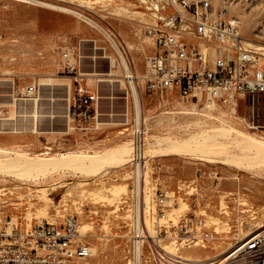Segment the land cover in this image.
Instances as JSON below:
<instances>
[{
  "label": "rangeland",
  "instance_id": "374dc122",
  "mask_svg": "<svg viewBox=\"0 0 264 264\" xmlns=\"http://www.w3.org/2000/svg\"><path fill=\"white\" fill-rule=\"evenodd\" d=\"M38 1L69 8L91 20L36 3L0 0V167L7 156L49 159L60 158L61 154L102 155L125 148L128 155L124 161L93 169H57L37 176L27 174L22 167L6 170L12 174L0 169V230L10 232L13 226L29 229L74 216L79 234L82 230L85 234L80 239L91 251L89 258L77 259L75 264H129L125 259L128 231L135 210H141L142 199L146 205L143 223L150 238L178 258L194 259L196 252L204 262L223 258L235 239H241V230L254 231L257 224H264V165L249 169L244 163L230 161V144L225 147L229 158L222 163L207 162L196 145L164 155L167 148L178 146L177 141L212 144L204 139L221 125L233 134L228 123L238 130L256 131L224 116L217 105L206 110L168 92L150 96L143 92L142 82L145 163L143 170H138L139 178L143 174L142 193L138 195L137 188L132 190L129 87L114 45L92 23L114 38L131 70L141 76L154 44L144 33L150 18L137 0ZM211 3L215 11L223 10L226 20L237 23L242 39L264 44V0ZM246 47L257 53L254 47ZM64 54L70 61L74 56L81 57L87 87L98 89L101 97L98 121H90L83 128H77L68 115L73 82L63 73ZM259 67L264 70V60ZM31 85L35 93L28 96L26 88ZM260 104L264 106V98ZM199 112L214 119L197 115ZM158 190L171 195L161 210L156 206ZM189 216L203 219L213 238L196 246L178 242L177 226ZM230 226L228 233L225 228ZM147 254L145 247V264H154L147 260ZM177 262L166 259L161 264Z\"/></svg>",
  "mask_w": 264,
  "mask_h": 264
},
{
  "label": "built area",
  "instance_id": "2783aa9c",
  "mask_svg": "<svg viewBox=\"0 0 264 264\" xmlns=\"http://www.w3.org/2000/svg\"><path fill=\"white\" fill-rule=\"evenodd\" d=\"M137 1L154 19L144 30L153 40L154 52L145 58L143 92L150 96L168 92L186 102L202 105L213 102L237 115L244 128L264 132V106L260 104L264 98V70L259 67L264 59L236 46L233 25L218 16L211 0ZM219 13L224 16L223 10ZM63 57V73L70 75L73 82L68 115L77 128H83L97 118L101 98L98 89L87 87L81 72V57L74 56L73 61L68 54ZM135 75L134 71L124 73L132 112V190L142 180V172L138 178L137 170L144 167L146 138L145 125H137L136 121L131 88V82H137ZM34 93V85L26 88L28 96ZM156 197V206L161 210L171 195L158 190ZM145 207L142 199L141 210L139 207L132 216L125 253L129 264H145V247L147 260L154 264L164 260L162 250L151 242L145 229ZM177 227L176 240L185 246L202 245L213 238L203 219L195 216L182 219ZM78 229L77 218L68 216L60 223L45 221L29 229L13 226L10 232L0 230V264H75L77 259L89 258V245L79 238ZM157 236L160 238L159 233ZM222 261L223 264H264V225L242 240L235 239Z\"/></svg>",
  "mask_w": 264,
  "mask_h": 264
},
{
  "label": "bare ground",
  "instance_id": "6f19581e",
  "mask_svg": "<svg viewBox=\"0 0 264 264\" xmlns=\"http://www.w3.org/2000/svg\"><path fill=\"white\" fill-rule=\"evenodd\" d=\"M15 1L23 2V3H36L38 5H42V6L51 8V9L75 14L78 17H81L82 19H85V20H91V18L89 19L86 15H84L82 13L73 11L69 8L60 7L57 5L46 3L43 1H38V0H15ZM215 12L218 13V16L223 18L222 14L219 13V11H215ZM147 14L150 18L149 25H152L154 23V19L150 13H147ZM227 21H229L230 24L233 25V27L235 29L234 42H236V46L240 45L246 51H249L250 53L256 54L260 58L264 59V44L257 45V44H254L252 40L242 39L239 36L237 29H236L237 23L235 21H230V19H228ZM92 22H93V20H92ZM92 24L95 27L98 26L103 31V33L106 34L107 38L111 41V43L114 45V46L113 45L112 46L116 49V51L118 53V57H119L120 62L123 66L124 73L125 74L131 73L132 70L129 66L127 58L123 54V52L120 50V48H118V46L116 45L114 38L105 29H103L99 24H94V23H92ZM247 45L254 47V49L257 51V53L259 55L256 52H253L252 50L247 48L246 47ZM135 76L137 78V82L136 83L131 82V88L133 91L134 102L136 105L137 125H139V124L141 125L145 120L143 118V110L141 108V102H140L139 97H138V94H139L138 93V87L140 85V82L143 83L144 75L142 74L141 76H138V75H135ZM99 80H102V79H99ZM188 104L195 105L199 109L204 108L206 110H209V107L215 108L214 107L215 105L219 106L218 104L213 103V102H209V101H206L202 106H199L198 104L191 102V101H188ZM219 107H221V109H222V110H220L221 114H224V116L230 117L237 124L241 125L244 128V126L241 123V120L239 119V117L237 115L226 110L222 106H219ZM193 112L196 113V110L193 109ZM197 115H205L211 119H214V116H212L208 113H205V114H201V113L198 114L197 113ZM96 120L98 121V116H97ZM219 120L221 121L222 119H219ZM228 124L230 125V126L229 125L228 126L230 127L229 129L231 131H233L232 132L233 134H229L228 130H227L228 128L225 129L224 125L220 124L221 126L219 127V129L215 130V132H213L212 134H209L207 136V138L204 139V140L210 139L211 141H213L212 144L207 145L206 142H203V141L198 144L197 140H192V139L177 141L178 146H176V147L171 146V147L167 148V151L164 155H171L175 152L186 150L187 148L190 149V147H193L196 145L197 146L196 151L199 152V155H201V157L205 158L207 162L222 163V162L228 160V158H229V157H227V152L225 150V147L230 144V159H229L230 161H234L236 163H241V164L244 163L246 166H248V168L254 167V166L257 167V166L264 165V134L260 135L257 131L251 132V131L238 130V129H236L237 127H235L234 124H232V123H228ZM253 131H255V130H253ZM199 136L204 137L203 134H199ZM219 137L225 139L226 142L217 141L216 138H219ZM131 144H132V141H131ZM129 147H130V145H129ZM131 147L132 148H130V156H129V160H128L129 163L131 162V159H132L131 154L133 153V145H131ZM144 152H143V155L145 158ZM127 155H128V151L125 148L122 150L121 149L109 150V151H106L102 155L96 154V155H91V156H81V155H72V154H61L60 158H49V159L36 158V159H29L28 160V159H24V158L21 159L19 156H16L14 158H10L7 156L6 158L5 157L2 158L4 160L2 162H4V163H3L2 167H0V169H1V172L3 170L4 171L3 173H5V171L6 170L8 171V169L13 170V169L22 167V169L20 168L22 171L26 172L29 175L37 176L39 173H42L45 171H55L57 169H78V170L93 169V168L99 167L100 165H102L104 163L106 164L108 162H113V161H118V160L124 161L126 159ZM3 168H6V169H3ZM20 169H19V171H20ZM7 173H9V172H7ZM9 174H12V173H9ZM137 174H138L137 177L139 178L138 170H137ZM140 186L141 185L137 186V189H136V192L138 195H139V192H141ZM175 210H177V209H175ZM263 225L264 224H257V226L255 225L256 228L254 229V231L261 228ZM218 228H222V227L220 226ZM218 228L215 229L214 231H217ZM82 229H83V226H82ZM225 229H227L228 231H226V232L229 233V230L231 231L232 228L230 226V227L225 228ZM254 231H245L244 232L241 230V239L240 240L244 239L245 237H247L249 234H251ZM80 236H85L83 230L80 232L79 238H80ZM152 243L155 244L160 250H163V251H161L162 252V254H161L162 258L164 259L162 263H164V261H166V259L168 261H172V262L178 261L177 262L178 264H223V262H224V261H222L221 257L214 259L216 261L212 260L210 262H204L205 260L201 257V254H199L197 252L194 254V257H195L194 259H191V258H185L184 259V258L179 257L181 259V261H179L180 259L178 257L174 256L172 253H170L168 251H167V253L164 252V248L160 247L157 243H155V241L152 240ZM196 245H198V244H195L194 246H196ZM170 254H172V255H170ZM90 255H91V253H90ZM168 256L173 257V259L168 257ZM201 261H203V262H201Z\"/></svg>",
  "mask_w": 264,
  "mask_h": 264
},
{
  "label": "crops",
  "instance_id": "0c3cea01",
  "mask_svg": "<svg viewBox=\"0 0 264 264\" xmlns=\"http://www.w3.org/2000/svg\"><path fill=\"white\" fill-rule=\"evenodd\" d=\"M57 84H52V86H56ZM60 85V84H59ZM53 91H54V96L57 94V90H56V88L54 89V87H53ZM50 98H51V100H52V98H54L53 96H52V94L50 95ZM101 114L100 113H98V117L100 116Z\"/></svg>",
  "mask_w": 264,
  "mask_h": 264
}]
</instances>
